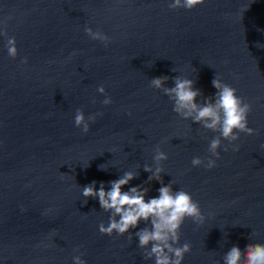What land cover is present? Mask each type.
I'll return each instance as SVG.
<instances>
[{"label":"water","instance_id":"1","mask_svg":"<svg viewBox=\"0 0 264 264\" xmlns=\"http://www.w3.org/2000/svg\"><path fill=\"white\" fill-rule=\"evenodd\" d=\"M170 2L0 0V264H73L80 253L86 264H154L137 246L138 229L130 240L99 233L108 214L98 200L85 204L81 187L107 189L132 171L138 176L122 191L143 185L146 199L157 196L160 184L146 183L143 171L157 167V148L168 157L163 182L189 192L206 217L181 226L173 246L191 245L182 264H223L230 245L264 243V0H205L192 10H170ZM87 27L107 35L108 46ZM175 75L194 81L198 105L213 97L215 75L251 105L255 133L240 134L238 151L218 149L211 170L191 160L209 157L218 133L181 119L150 87L159 76L172 87ZM77 108L86 119L102 114L86 134L74 126Z\"/></svg>","mask_w":264,"mask_h":264},{"label":"clouds","instance_id":"2","mask_svg":"<svg viewBox=\"0 0 264 264\" xmlns=\"http://www.w3.org/2000/svg\"><path fill=\"white\" fill-rule=\"evenodd\" d=\"M204 2L205 0H172L168 7L170 10L178 8L192 10ZM84 32L92 40L102 41L105 47L110 43V38L102 32H93L90 27L85 28ZM5 47L8 56L15 59L18 55L15 37H9ZM75 54V52L72 53V55ZM21 63L26 64L27 58H23ZM169 79L168 76L154 77L150 80V87L163 90V94L172 102V111L181 119H191L193 124L218 133L209 142L207 151L210 156L194 157L191 160L193 167H204L211 170L216 167V160L220 158L218 149L222 148L224 152H228L231 147L232 151H238L239 145L234 142L239 139L240 134L251 136L255 133L253 128L248 127L250 103L246 98L237 95L236 88L222 83L218 75H215L211 81L216 91L212 98L205 99L203 105H198L196 102V97L201 95V92L193 87V80L175 75L171 77L173 86L165 87ZM97 91L105 96L102 101L103 105L107 106L112 103L103 86H99ZM97 115L102 114L89 115L86 119L83 110L77 108L74 115V126L86 134L90 123L95 122ZM222 140L227 141V144L221 146ZM152 159L157 164L155 170L146 164L143 171L151 173L146 183L155 181L160 184L157 196L146 199L148 188L143 185L129 186L126 191H122L130 181L138 176V173L132 171H126L121 177L109 181L107 189L103 182H100L97 187L96 181H92L81 187V194L85 198V204L90 197L98 200L100 209L108 214L107 224L101 222L98 225L101 235L112 236L115 233L123 236L128 234L130 240L129 233L138 229L134 231L138 238L137 246L142 250L147 249L143 253L145 260L154 258V264H182L185 254L191 251V245L185 242L183 245L173 246L179 244L181 226L185 220H191L197 226L202 225L206 217L199 202L195 201L189 192L182 189L174 191L171 182L169 184L163 182L161 173L164 170L159 164L168 159L167 154L157 148ZM103 165H99V169L107 171ZM141 222L146 226L139 228ZM75 251L78 252L79 249ZM82 255L83 253L73 256V264H86V261L81 258ZM222 259L223 264H264V243H246L243 249L230 245Z\"/></svg>","mask_w":264,"mask_h":264}]
</instances>
